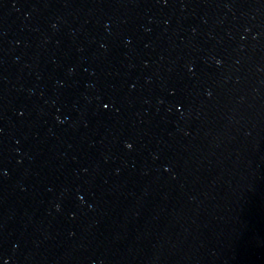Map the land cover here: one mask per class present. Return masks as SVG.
Listing matches in <instances>:
<instances>
[{"label":"water","instance_id":"water-1","mask_svg":"<svg viewBox=\"0 0 264 264\" xmlns=\"http://www.w3.org/2000/svg\"><path fill=\"white\" fill-rule=\"evenodd\" d=\"M0 264H264V0H0Z\"/></svg>","mask_w":264,"mask_h":264}]
</instances>
